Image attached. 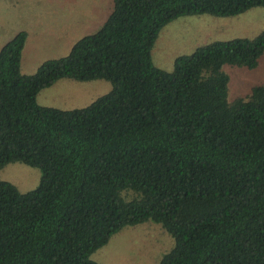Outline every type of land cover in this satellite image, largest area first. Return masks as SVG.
<instances>
[{
  "label": "trees",
  "instance_id": "obj_1",
  "mask_svg": "<svg viewBox=\"0 0 264 264\" xmlns=\"http://www.w3.org/2000/svg\"><path fill=\"white\" fill-rule=\"evenodd\" d=\"M264 0H111L68 52L20 71L26 33L0 47V168L40 172L20 192L0 180V264H100L96 250L151 221L171 237L157 264H264V84L227 99L224 65L253 69L264 28L151 63L158 30L186 15L230 17ZM61 78L103 79L86 106H42Z\"/></svg>",
  "mask_w": 264,
  "mask_h": 264
},
{
  "label": "rangeland",
  "instance_id": "obj_2",
  "mask_svg": "<svg viewBox=\"0 0 264 264\" xmlns=\"http://www.w3.org/2000/svg\"><path fill=\"white\" fill-rule=\"evenodd\" d=\"M23 0H0V46L16 32L32 26L22 4ZM35 9L48 8L51 5L71 7L75 10L85 7L80 14L67 16L63 23L66 31L58 42L45 32L62 27L52 22L53 11L44 15V31L35 28L34 41L27 40L28 46L22 50L23 73H30L41 61L63 56L69 46L84 34L94 32L111 10V0H33ZM27 2V0H26ZM54 5V6H55ZM80 17V23H75ZM82 17V18H81ZM85 19V21H84ZM68 24V25H66ZM66 25V26H64ZM264 28V12L261 7H253L230 17H215L207 14L186 15L165 23L157 32L149 51L151 63L170 71L176 56L189 54L194 47L216 39L232 37H251ZM57 44V45H56ZM59 44V45H58ZM228 75L227 99L245 96L255 84H264V55L253 69L224 65ZM110 88L103 79L76 81L59 79L52 85L40 89L36 102L42 106L71 109L86 106L97 96ZM40 172L37 168L20 162H11L0 168V180L14 185L20 192L36 186ZM172 246L169 234L157 223L149 220L134 226H128L114 234L105 245L91 254V258L100 264H157L162 255Z\"/></svg>",
  "mask_w": 264,
  "mask_h": 264
},
{
  "label": "crops",
  "instance_id": "obj_3",
  "mask_svg": "<svg viewBox=\"0 0 264 264\" xmlns=\"http://www.w3.org/2000/svg\"><path fill=\"white\" fill-rule=\"evenodd\" d=\"M87 1V0H86ZM89 1V0H88ZM25 3H26V6H28V7H26L25 9L27 10V11H24V13H27L28 14V20H29V22H31L30 24H32V26L31 27H29L28 29H27V35H26V37H25V41H24V45H23V48H24V46L26 45V47L28 46V44H27V40L29 41V40H32V41H34V38L36 37V31H34L35 30V28L36 27H38L39 29H38V31L39 30H41V31H44L45 29L43 28V25H44V21L46 20V18L44 17V15H47V14H49L48 13V11H50V13H51V11H53V18H52V22H57V24L58 25H60V26H62L63 25V23H65L67 20H68V17L67 16H72V15H74V14H76V16L77 15H79L80 14V16H81V11H83V10H85L86 8L85 7H82V8H80V9H77V10H75L74 8H71V7H65V9H63L61 6H58V5H51V6H49L48 8H40V9H35L33 6H31V5H33L34 4V1L33 0H27V2H26V0H23L22 1V4H24V6H25ZM82 18V17H81ZM78 20H79V22L78 21H75V23H80V17L78 18ZM84 21H85V19H84ZM66 25H68V24H66ZM66 25H64V26H66ZM46 34H49L48 36L52 39V40H54V41H56V42H58V40H61L62 38H60V37H62V36H65V33H66V31L64 30V28H63V26L62 27H58V29H55V30H51L50 32L48 31V32H45ZM78 39V38H77ZM76 39V40H77ZM9 40V39H8ZM75 40V41H76ZM74 41V42H75ZM6 42V41H5ZM4 42V43H5ZM74 42H72L71 44H70V46H69V49H70V47H71V45L74 43ZM4 43H2V45L4 44ZM1 45V46H2ZM57 45V44H56ZM59 45V44H58ZM0 46V47H1ZM23 48H22V50H23ZM68 49V50H69ZM22 50H21V57H20V71L23 73V71H22V68H21V64H22ZM68 52V51H67ZM55 58H57V57H55ZM39 65V64H38ZM37 65V66H38ZM37 66H35V68L37 67ZM35 70V69H34ZM33 70V71H34ZM32 71V72H33ZM32 72H30V73H32ZM26 74V73H25ZM28 74V73H27ZM62 79V78H61ZM64 79H66V78H64Z\"/></svg>",
  "mask_w": 264,
  "mask_h": 264
}]
</instances>
